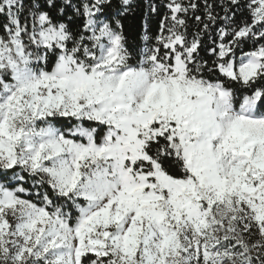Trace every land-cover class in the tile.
Wrapping results in <instances>:
<instances>
[{
    "label": "snow or ice",
    "instance_id": "6c2138e0",
    "mask_svg": "<svg viewBox=\"0 0 264 264\" xmlns=\"http://www.w3.org/2000/svg\"><path fill=\"white\" fill-rule=\"evenodd\" d=\"M0 264H264V0H0Z\"/></svg>",
    "mask_w": 264,
    "mask_h": 264
},
{
    "label": "trees",
    "instance_id": "16d2710c",
    "mask_svg": "<svg viewBox=\"0 0 264 264\" xmlns=\"http://www.w3.org/2000/svg\"><path fill=\"white\" fill-rule=\"evenodd\" d=\"M133 30L135 31V33L137 35H139V33H140V22H139V19H137V21L135 22V26H134Z\"/></svg>",
    "mask_w": 264,
    "mask_h": 264
}]
</instances>
